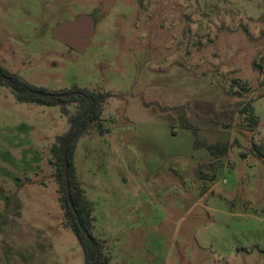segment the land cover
I'll list each match as a JSON object with an SVG mask.
<instances>
[{"label": "rangeland", "instance_id": "obj_1", "mask_svg": "<svg viewBox=\"0 0 264 264\" xmlns=\"http://www.w3.org/2000/svg\"><path fill=\"white\" fill-rule=\"evenodd\" d=\"M84 16L81 54L52 31ZM0 66L106 96L73 161L98 264H264V0H0ZM76 112L0 83V264H86L52 155Z\"/></svg>", "mask_w": 264, "mask_h": 264}, {"label": "trees", "instance_id": "obj_2", "mask_svg": "<svg viewBox=\"0 0 264 264\" xmlns=\"http://www.w3.org/2000/svg\"><path fill=\"white\" fill-rule=\"evenodd\" d=\"M7 76L16 82L13 89L14 95L19 103H34L45 106H65L68 104H77V112L69 119L70 130L64 136L57 138V143L52 148V155L59 163L58 180L62 186L64 196L62 197V208L68 227L72 230L80 247L83 250L85 263L93 264L97 255L101 259V246L98 240L92 234V214L84 200L83 193L78 188L73 180V161L75 152L80 139L86 134L89 126L93 122H99L102 115L103 104L106 99L105 95L96 94L87 90H79L74 88L72 92H79L80 94L69 99L57 100L54 102L44 101L30 94V91H38L48 94L43 90L36 89L24 81L12 77L6 70L0 66V83H3L2 77ZM62 94H72L64 92ZM254 108H251L253 112ZM65 112V111H64ZM254 117V116H253ZM257 120H253V124L257 125ZM199 148H206L212 155H221L227 152L226 145H206L197 144ZM257 155L264 158V150L255 146ZM64 159L68 163L69 178H70V202L67 199L65 191L64 179Z\"/></svg>", "mask_w": 264, "mask_h": 264}, {"label": "water", "instance_id": "obj_3", "mask_svg": "<svg viewBox=\"0 0 264 264\" xmlns=\"http://www.w3.org/2000/svg\"><path fill=\"white\" fill-rule=\"evenodd\" d=\"M94 32V22L90 17H79L74 21L64 22L60 26L56 27L52 31V36L59 42L66 45L68 48L75 50L81 54H85L90 43V39ZM6 83L10 84V80L5 78ZM30 94L44 101L54 102L57 100L69 99L77 94H45L38 91H30ZM64 179H65V191L68 201L70 202V184L68 176V163L64 159L63 164ZM99 263V255L96 256L93 264Z\"/></svg>", "mask_w": 264, "mask_h": 264}, {"label": "flooded vegetation", "instance_id": "obj_4", "mask_svg": "<svg viewBox=\"0 0 264 264\" xmlns=\"http://www.w3.org/2000/svg\"><path fill=\"white\" fill-rule=\"evenodd\" d=\"M63 44V43H62ZM75 51V50H74ZM77 52V51H76ZM12 77H16L18 80H20V81H24V80H22L21 78H19V77H17V76H12ZM5 78H7V79H9L10 80V84H8V83H6V81H5ZM2 80H3V83H5L6 85H8V86H10V87H14L15 85H16V82L13 80V79H11V78H9V77H7V76H3L2 77ZM25 82V81H24ZM27 83V82H26ZM68 93H72V94H77V96L80 94L79 92H72V91H70V92H68ZM76 96V97H77Z\"/></svg>", "mask_w": 264, "mask_h": 264}]
</instances>
